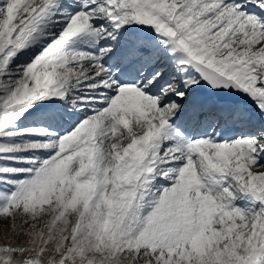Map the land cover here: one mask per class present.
Listing matches in <instances>:
<instances>
[{
	"label": "snow or ice",
	"instance_id": "obj_1",
	"mask_svg": "<svg viewBox=\"0 0 264 264\" xmlns=\"http://www.w3.org/2000/svg\"><path fill=\"white\" fill-rule=\"evenodd\" d=\"M0 264H264V0H0Z\"/></svg>",
	"mask_w": 264,
	"mask_h": 264
}]
</instances>
